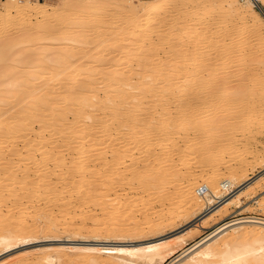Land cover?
<instances>
[{
    "label": "bare ground",
    "instance_id": "6f19581e",
    "mask_svg": "<svg viewBox=\"0 0 264 264\" xmlns=\"http://www.w3.org/2000/svg\"><path fill=\"white\" fill-rule=\"evenodd\" d=\"M12 1L13 5L0 15V20L11 21V26L23 16H37L41 21L52 10L47 4L23 5L20 0ZM149 1L64 0V10L60 8L59 15L64 19L69 16L71 22L59 25V43L43 51L38 48L23 53L25 58L20 57L22 41L0 37L2 250L39 238L58 237L67 231L80 232L90 212L97 213L91 224L98 236L105 234L107 240L133 235L138 229L135 223V229L121 230L120 219L112 220L110 216L109 225L105 221L108 209L122 210L130 216L131 206H119L114 200L108 204L102 199L118 188L127 194L125 191L134 187V180L140 186L136 194L141 199L156 194L158 180L164 182L172 177V182L180 186L183 182L178 180L177 171L185 158L178 165H169L170 156L180 152H188L191 163L199 169L226 163L223 146L228 140V114L233 111L236 119L243 121L248 108L264 105L260 91L264 89V52L249 47L254 39H262L258 38L257 28L247 24L232 31L224 28L226 32L218 38L217 32L211 33L217 26L216 20L205 22L201 35L188 41L190 46L183 38L187 36V25L196 22L191 19V11L203 8L206 1ZM260 1L245 0L238 15L243 18L246 12L255 14L253 7ZM174 4H180L179 8H173ZM237 4V0H219L217 6L229 15ZM176 21L180 24L177 31L153 39L155 32L163 33L162 28ZM18 43L19 51L15 50ZM179 43L182 49H175ZM34 45L32 40H26L24 46ZM235 46L240 47L238 53ZM161 53L169 55L164 58ZM42 68L50 71L44 74ZM205 104L210 114L203 107ZM260 128L264 126L261 124ZM211 133L220 147L218 151H210L197 141L203 137L210 142ZM19 141L23 142L22 149ZM143 155L146 158L139 163L138 158ZM231 172L230 177L220 180V170L215 169L203 183L207 186L204 193L197 189L194 179L187 191L174 197L196 205L204 201L206 208L198 220L206 219L240 198L242 188L249 187L250 179L238 185L234 182L242 170ZM212 184H218L220 189ZM74 222L77 229L73 228ZM238 224L253 226L241 231L251 237V243L227 248L217 257L211 244L215 246L217 239L227 234L226 230ZM196 227L194 224L188 231ZM180 237L175 239L182 241ZM212 238L216 239L208 245L204 242L192 246L188 264H264V218L226 222L209 240ZM160 239L105 251L114 253L110 264H161L169 255L164 250L170 240ZM37 251L46 257L29 264H80L77 260L83 258L87 264H102V249L95 246L82 251L64 246ZM77 252L83 257L75 258ZM212 256L213 259L204 260Z\"/></svg>",
    "mask_w": 264,
    "mask_h": 264
},
{
    "label": "rangeland",
    "instance_id": "374dc122",
    "mask_svg": "<svg viewBox=\"0 0 264 264\" xmlns=\"http://www.w3.org/2000/svg\"><path fill=\"white\" fill-rule=\"evenodd\" d=\"M20 1H22L23 5L47 4L48 7L51 8L52 10H48L46 12L47 14H45L46 16L44 17L45 19L43 18V20L41 21H40L41 18L37 16L35 17L33 16V18H30V19L23 16V17L17 18L16 25L11 26V21L4 22L0 20V37L2 38L5 37L8 39L15 38L17 39L16 41L18 42L22 41L21 48L19 47L20 45L18 43V46L15 49L19 51V48H20V51H23L20 55H22L23 53L24 55L29 54L33 49L38 50L39 48V50L43 51L44 48L57 45L59 43L58 30L60 29V26L63 24H70L69 22H71L69 19L70 18L69 16H67L69 18L65 17L66 19H64L62 15H59V13L61 12V9L64 10L63 9V7L65 6V4L63 3L64 0H20ZM143 1L150 2L149 0H143ZM205 1L207 4L206 6H204L203 8H194L197 11H195L194 9H193L194 11L193 10L191 11V13L194 14V16L191 17V19H195L196 22L195 23L190 22L191 24L189 23L187 25L186 30L184 29L187 35L186 37L183 38L185 42L189 43L190 45L191 42H188V41L192 39V42H193L196 38H198L201 35L202 30L205 27L204 25L205 22L209 23V22H214L213 20H216L214 23H216L218 27L217 26L213 27L215 31L212 30L213 32L211 33L214 34L217 32L216 35L218 36V38L222 37V34L226 32L224 30L227 28H228L227 30H230L231 28V31H232L233 29L234 30L238 29V26L240 28L243 24H247V25H250L251 27L257 28L256 31L258 33L257 35H259L258 38L259 39L262 38V39H260L261 41H257L256 39H254L251 42V44H249V47H251V49L257 48L259 53H261L260 51L264 52V45H262V43H264V22H262L264 21V0H261L259 4H256V6L253 7L254 10L256 11L255 14L251 12H248V13L246 12L244 13L243 18H241L242 16L240 17L238 15V12L241 11V7L243 6L242 4L244 3L245 0L244 1L237 0L238 4L236 8L238 10L237 9L233 10V12L230 13L229 15H226L225 13H223L221 9L217 6V3L219 0H205ZM11 5H13L12 0H0V15H2L6 9H9ZM173 6H174L173 8L178 9L180 4L179 5L174 4ZM203 12L205 13L203 14ZM196 15L199 16V17L197 16L198 18H200L199 20L198 18L196 19ZM179 25L180 24L178 23V21H176V23L173 22V24L165 26L167 30H165L166 28L164 27L162 28L163 33L158 34L157 32H155L153 35L154 37L153 39L154 40L157 38L159 39V37L161 36L163 37L165 33H169V31L171 32L177 31L178 29L177 27H179ZM257 25L259 26L261 25V26L258 28L256 27ZM195 28L198 30H195ZM219 28H220V31H218ZM26 40H32V42L35 43L34 47L27 48L26 46H24ZM227 40L229 41V38ZM166 44L167 42H164L163 45L164 47L167 48L168 44L167 46ZM179 45H177L178 47L175 49L180 50V48L182 47L181 46L182 44L179 43ZM239 49H240L239 46H235V51H237L236 53H238ZM17 51L14 52L15 55H17L16 53ZM166 55L167 56L161 53L160 56H164L165 58V57H168L169 54H166ZM20 57L25 58L26 56L22 55ZM262 58L264 57H261V59ZM44 70L45 69H43V71ZM46 70L45 72H43L44 74L50 71L48 69L46 72ZM3 87L8 88L9 85H6V87L4 85ZM260 91L262 94H264V89ZM262 106L264 105H260V106L255 105L253 107H250L251 109L248 108L249 109V110L247 109L248 111L247 110L246 112L243 111L244 112L243 114L245 115L248 114L244 118L243 121L242 119L241 120L236 119V114L233 111H230V114H228V117L226 118L228 125L226 126V131H225V134L228 140L226 141L227 143L225 144V146H223L226 148V154H225L226 163H219L216 166H205V167L200 168L202 170L201 171L195 163L193 162L191 163L190 160L192 159V156L190 157V154L188 152H184V154L180 152L183 154V155L181 154L182 156L180 155V153H177L178 155L174 154L170 156L171 162L169 164V165H178V163L181 162L180 159H183V157L185 158L182 160L181 164L179 163V167L177 171L178 180H181V182H183L180 186L172 182V177H171V180L166 179L164 180V182L163 181L160 182V180H158L156 187H158L159 189L156 191V194L154 196H151L150 198L141 199L136 194L140 186L137 180H134L133 181L134 187H130V189L126 190L125 191L127 192V194L125 193L126 195L124 194L123 190L118 188V190L116 189L115 192H111L110 196H107L108 198L105 197L104 199H102L108 204L114 200V202L118 203L119 206L126 205V204L128 206H131L132 215L130 216L126 215V213H124V211L122 212V210H119V212L118 211L115 212L116 210L108 209L109 211L107 210V212L109 214L105 212V215H106L105 219L107 218L105 221L109 225L112 223L110 216H112V220L120 219L121 221L120 220L119 221L121 224L120 226L121 230L133 229L134 228L133 225L135 223L138 229L134 228L135 232L133 235L126 234L127 236L124 235L126 237H123V239L117 236V237L108 238L107 240L106 238H104L105 234L98 236V233L93 232V227L91 224V222L95 219L94 215H96L97 213L90 212L85 217L86 224L84 226V229L81 230L82 232L81 231L79 232L78 230L77 231L79 233L77 231L73 233L71 231H67L68 233L66 232L65 234L58 235V237L39 238L37 240H32L30 242L15 246L14 248H11L7 251L2 250L0 247V264H29V262H31L32 260L40 261L44 259V257L46 256L45 254H42L41 252L35 253V251L37 250L40 251L41 249L46 250V248H54V247H60V246L77 247L78 249H80V251H82V249L87 246H95V247L101 248L102 252H100V257L102 258L100 259V261H102V264H110L109 258L114 256V253L112 251L111 252L105 251V249H109V248L111 249V248H116L120 246H127V247L139 246L147 242H156L160 238H161L160 240L164 238L163 240L169 239L172 242L171 244V242L169 241V246L164 250V253L165 254L169 253V255L166 257L164 262L161 264H188L190 262L189 258L192 256L191 254L193 253V252L192 253L190 252L192 249V246L193 248H195L196 246L204 242L207 243V245L209 242L212 243L216 238L215 239L212 238L211 240L209 239L213 235L214 231H216V229L222 224L226 222H236L245 217L264 218V129L260 128L261 124L262 126H264V116H262L264 115V113H262L264 111H261V110H264V107ZM203 107H207L205 108L207 110V114L208 113L210 114L208 105L205 104L203 105ZM249 115L253 119L256 118V120H253ZM257 120H259L260 122ZM212 135H213V139L210 140V142L206 141L205 138L203 137H200L199 139H197V141L200 142L201 146H204V147L207 146L210 151L211 150L218 151L220 147L218 146V143L215 142L214 134ZM19 142H20L18 143L19 148L21 146L20 149H22L23 142L22 141H19ZM179 145H182V143H179ZM3 151L5 152L6 150H3ZM188 157H190L191 159ZM145 158L146 156L144 155L142 156V158L140 156L138 158L139 163H142ZM188 160H189V163H188ZM243 161L245 163L240 164ZM215 169L220 170V175L222 176L220 180L230 177L232 174L231 172L232 169H236L238 171L242 170V173H240L241 175L240 174L237 175V178L234 180L235 184L238 185L246 181L247 179H250V185L249 187L245 189L242 188L241 192L243 193L240 195V198L236 199L231 204H229L228 206H225V208H222L218 212L213 213L208 218L206 219L204 218L199 221L198 219L200 218L199 217L200 213L206 208L205 202L200 201L197 204L198 205L197 206L196 204H193V203L182 202L178 197H174V196L182 193L183 191H187L189 188L188 186L190 185V182L192 183L194 179L197 180V189L200 190L201 193H204V191H206L207 186H205L203 183L206 182L205 179H207L208 175L212 173ZM191 173L193 177H190ZM118 176L116 177L118 178ZM212 186L213 188L220 189L218 184H212ZM137 198L139 199V201ZM4 209L6 210V208ZM178 211L179 212L181 211L182 213H178ZM56 214L58 215L57 217H59L58 212ZM74 224L75 225L73 226V228L77 229V227H79L78 224H76V222H74ZM194 224H197V227L188 231V229H190L192 225ZM140 226H142V228ZM251 227L253 226L247 227L245 226V224H238V225H235L229 228L230 230L229 229L226 230L225 232H227V234L217 239L218 242L215 245L216 249H215V246L211 244V246L213 247L211 248L214 249V252L216 253L217 257L218 255H221L224 252H226V250L228 251L227 248L232 250L233 247H241L243 245L250 244L252 241L251 237L243 235L241 231H243L245 228H251ZM92 232L94 235L91 236L90 234H92ZM180 235H181L180 240L182 241L176 240L175 238ZM67 236L69 237L66 238ZM196 243L197 244L199 243V244L197 245ZM225 244H227L228 246L225 247ZM205 246L206 244L202 246V248H204ZM219 250L220 251L222 250V251L220 252ZM74 255H75L74 256L75 258L83 257L82 256L83 254L81 252H77ZM207 259L211 260L213 259V256L211 258L209 257L204 258V260H207ZM179 261H182V262L180 263ZM77 262H80V264H87V262L85 261V258H83L80 261L77 260ZM40 264H49V263H44L43 261ZM138 264H144V262L141 261V263H138Z\"/></svg>",
    "mask_w": 264,
    "mask_h": 264
}]
</instances>
